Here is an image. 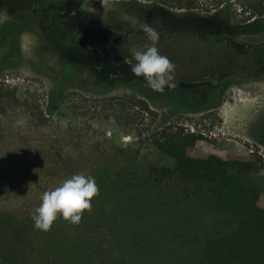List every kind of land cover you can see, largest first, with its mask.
<instances>
[{
    "label": "rangeland",
    "instance_id": "1",
    "mask_svg": "<svg viewBox=\"0 0 264 264\" xmlns=\"http://www.w3.org/2000/svg\"><path fill=\"white\" fill-rule=\"evenodd\" d=\"M33 2L0 0V27L10 20L25 25L18 38L23 58L0 71V89L31 104L48 125L98 136L110 154L104 172L138 175L152 164L173 165L154 146L157 133L170 126L200 134L199 154L264 159V49L242 55L248 44L264 45V30L258 22L242 32V24L253 20L246 0H199L191 9L162 0L52 1L70 29L80 26L72 33H54V25L51 33L44 18L35 19ZM57 13L52 15L59 18ZM145 24L159 32V52L174 65L173 86L163 93L134 77L125 62L132 49L150 43ZM115 99L114 108L106 105ZM30 164L22 162L26 169Z\"/></svg>",
    "mask_w": 264,
    "mask_h": 264
},
{
    "label": "trees",
    "instance_id": "2",
    "mask_svg": "<svg viewBox=\"0 0 264 264\" xmlns=\"http://www.w3.org/2000/svg\"><path fill=\"white\" fill-rule=\"evenodd\" d=\"M37 1L48 5L57 30L80 28L60 20L54 0ZM162 1L189 9L199 2ZM245 3L253 20L244 21L242 32L258 22L263 31L264 0ZM24 27L14 20L1 25L0 71L22 60L18 38ZM100 27L125 42L110 26ZM137 103L149 109L143 100ZM115 104L117 99L106 105ZM0 128V264H264L262 156L199 154L200 134L170 126L157 133L154 146L173 165L107 174L103 164L110 154L98 136L48 125L31 104L1 89ZM80 173L98 186L91 210L78 224L58 217L49 231L36 230L32 214L42 194Z\"/></svg>",
    "mask_w": 264,
    "mask_h": 264
},
{
    "label": "clouds",
    "instance_id": "3",
    "mask_svg": "<svg viewBox=\"0 0 264 264\" xmlns=\"http://www.w3.org/2000/svg\"><path fill=\"white\" fill-rule=\"evenodd\" d=\"M143 32L150 43H146L142 49H132V60L125 62L134 77H142L152 91L163 93L166 87L173 86L174 65L159 52V32L148 24L143 26ZM24 123V120L18 121V124ZM97 194L98 186L94 177L83 173L72 175L61 185L42 194L41 203L32 214L34 228L47 232L58 217L78 224L84 211L91 210V201Z\"/></svg>",
    "mask_w": 264,
    "mask_h": 264
},
{
    "label": "flooded vegetation",
    "instance_id": "4",
    "mask_svg": "<svg viewBox=\"0 0 264 264\" xmlns=\"http://www.w3.org/2000/svg\"><path fill=\"white\" fill-rule=\"evenodd\" d=\"M33 8H32V12L35 14V19L38 18V19H45L46 20V23H48L47 25V29L52 33V25H54V22H55V19L52 17V16H48V13H49V10H48V5L47 6H44V8H41L40 6H43L42 3H40V6H39V2L37 0H34L33 2ZM42 12L44 13L43 16H42ZM34 19V21H35ZM55 27V30H54V33L57 32V27L54 25ZM208 38H212L214 40H219L217 37L213 36V35H208L207 36ZM228 45H232V47H235L234 44L231 43V40L229 38L226 39ZM251 49H256V50H263L264 49V45H262L261 47H257V46H253V45H250L248 44L246 46V49L242 52L243 54L242 55H247L249 54L250 50ZM264 69V66L262 67ZM257 79L259 80H262V78H259L257 77Z\"/></svg>",
    "mask_w": 264,
    "mask_h": 264
}]
</instances>
